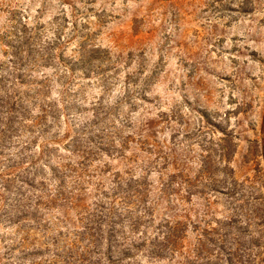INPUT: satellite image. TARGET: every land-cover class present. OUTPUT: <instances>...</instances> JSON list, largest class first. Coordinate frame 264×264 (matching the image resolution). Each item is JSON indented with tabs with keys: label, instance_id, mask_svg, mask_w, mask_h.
I'll return each instance as SVG.
<instances>
[{
	"label": "rangeland",
	"instance_id": "374dc122",
	"mask_svg": "<svg viewBox=\"0 0 264 264\" xmlns=\"http://www.w3.org/2000/svg\"><path fill=\"white\" fill-rule=\"evenodd\" d=\"M42 1L44 19L61 9L62 0H21L18 9ZM64 2L91 10L90 19L103 15L91 42L110 53L111 98L131 92L114 112L117 128L130 127L125 157L104 161L162 192L149 206L156 227L173 229L164 258L134 252L122 264H264V0ZM0 196H8L1 187ZM35 229L0 217V264L52 260L24 256L54 249Z\"/></svg>",
	"mask_w": 264,
	"mask_h": 264
},
{
	"label": "trees",
	"instance_id": "16d2710c",
	"mask_svg": "<svg viewBox=\"0 0 264 264\" xmlns=\"http://www.w3.org/2000/svg\"><path fill=\"white\" fill-rule=\"evenodd\" d=\"M64 1L44 19L45 1L18 9L21 0H0V187L8 195L0 217L9 227L32 223L49 239L42 245L52 251L24 255L51 254L45 264H122L142 251L164 258L173 229L156 227L149 206L162 192L104 161L127 146L122 129L130 127L117 128L114 112L132 96L124 88L111 98L110 53L91 42L103 15L90 19L91 10Z\"/></svg>",
	"mask_w": 264,
	"mask_h": 264
}]
</instances>
